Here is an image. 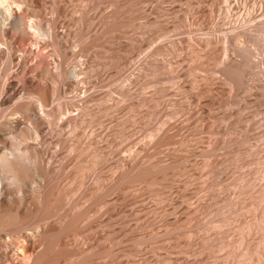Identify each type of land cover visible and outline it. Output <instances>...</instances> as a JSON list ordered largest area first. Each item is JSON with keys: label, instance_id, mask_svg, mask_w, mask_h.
<instances>
[{"label": "rangeland", "instance_id": "rangeland-1", "mask_svg": "<svg viewBox=\"0 0 264 264\" xmlns=\"http://www.w3.org/2000/svg\"><path fill=\"white\" fill-rule=\"evenodd\" d=\"M28 1L39 16L23 8L27 22H54L65 36L64 65L84 63L81 91L95 113L67 141L73 153L60 143L65 169L51 178L89 211L70 247L94 252L76 264H264V0ZM4 60L2 83L26 84L16 58ZM227 60L239 67L235 83L224 77ZM74 82L65 97L78 103ZM24 98L0 106V119H22L14 108ZM87 143L104 158L81 184L70 178L77 159L93 161L95 149L77 154ZM99 176L108 190L83 202Z\"/></svg>", "mask_w": 264, "mask_h": 264}, {"label": "bare ground", "instance_id": "bare-ground-1", "mask_svg": "<svg viewBox=\"0 0 264 264\" xmlns=\"http://www.w3.org/2000/svg\"><path fill=\"white\" fill-rule=\"evenodd\" d=\"M28 2L21 0V3H13L9 0H0V53L3 58L5 57L6 63L16 58L17 63L13 65L16 69H13L16 73L19 70L18 72L22 73L19 74L22 81H26V84L20 81L21 86L19 82L15 85L8 80L7 83H2L3 74L10 64L0 67L1 109L14 98L21 97L23 93L27 96L19 101L17 108H14L17 112L23 113L22 119L6 118L7 113H3L0 119V264H76L86 260V257H92L90 247L82 250H75L76 246L74 249L70 247L72 245L70 240L74 238L72 236L77 234L75 230L78 226L75 223L79 224L78 221L88 217L89 211L87 208V211L82 210L83 207L80 208L78 203L67 202L72 190L69 188L66 190L67 186L60 187L61 185H57L51 178L52 174L65 169V162L57 158L60 143L67 144L66 148L70 152L77 149L74 144L67 141L84 135L86 132L84 130L95 113L90 109L91 94L86 93V89L81 91L85 86L79 75L83 73L84 63L81 62L73 68L64 65L65 36L55 31L54 22L48 21L45 25L40 23L41 21L36 23L33 19L27 22L22 13L23 8L31 10L32 15H38ZM30 30L36 36V38L32 36L34 40L31 39ZM15 36L24 43L29 42L30 45L43 43L48 53L43 52V49L35 51L30 47L21 50ZM29 56L35 58L37 63L44 64V68L39 70L37 67L39 64L36 65L35 62L29 64ZM222 68L227 81L235 83L240 74L237 63L227 60ZM35 75L44 80L43 84L31 81L32 78H37ZM10 78L13 79V75ZM69 78L76 80L73 96L78 103L69 100L68 96L65 97L67 84L65 82ZM36 92L39 93L38 100L33 98ZM81 93L83 95H80ZM25 99L31 101L25 102ZM99 103H103V99H100ZM74 106L76 112H73ZM52 145H56L54 151H50ZM90 150L96 151V154L90 157V159L94 157L93 161L81 164L78 161L81 158L77 159L76 165L72 168L71 181L86 184L87 181L84 180L88 171L93 169L96 163L103 161L104 155L100 153L98 145L91 147L88 143L84 144L78 149L77 154L82 157L88 155ZM68 175L70 174L67 172ZM101 179L100 176L97 177L94 188L85 190L81 197L83 202L88 201L96 191H104ZM101 193L99 199L103 203L101 198L104 195L101 196ZM80 201L79 199V203ZM65 205L67 209L63 210L62 214L58 213ZM79 258L83 260L77 261Z\"/></svg>", "mask_w": 264, "mask_h": 264}]
</instances>
